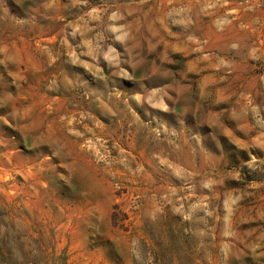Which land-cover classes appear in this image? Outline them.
Returning <instances> with one entry per match:
<instances>
[{
  "label": "rangeland",
  "instance_id": "obj_1",
  "mask_svg": "<svg viewBox=\"0 0 264 264\" xmlns=\"http://www.w3.org/2000/svg\"><path fill=\"white\" fill-rule=\"evenodd\" d=\"M0 264H264V0H0Z\"/></svg>",
  "mask_w": 264,
  "mask_h": 264
}]
</instances>
